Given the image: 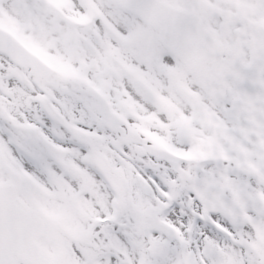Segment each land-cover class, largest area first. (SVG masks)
<instances>
[{
  "label": "snow or ice",
  "instance_id": "1",
  "mask_svg": "<svg viewBox=\"0 0 264 264\" xmlns=\"http://www.w3.org/2000/svg\"><path fill=\"white\" fill-rule=\"evenodd\" d=\"M0 264H264V0H0Z\"/></svg>",
  "mask_w": 264,
  "mask_h": 264
}]
</instances>
